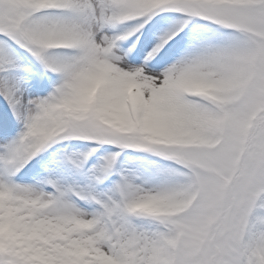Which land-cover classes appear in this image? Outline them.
I'll list each match as a JSON object with an SVG mask.
<instances>
[{"label":"snow or ice","instance_id":"6c2138e0","mask_svg":"<svg viewBox=\"0 0 264 264\" xmlns=\"http://www.w3.org/2000/svg\"><path fill=\"white\" fill-rule=\"evenodd\" d=\"M0 264H264V0H0Z\"/></svg>","mask_w":264,"mask_h":264}]
</instances>
